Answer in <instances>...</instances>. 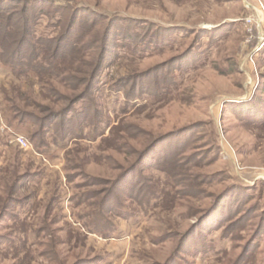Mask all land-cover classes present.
I'll return each instance as SVG.
<instances>
[{
    "label": "rangeland",
    "instance_id": "374dc122",
    "mask_svg": "<svg viewBox=\"0 0 264 264\" xmlns=\"http://www.w3.org/2000/svg\"><path fill=\"white\" fill-rule=\"evenodd\" d=\"M56 1L0 0V264H264L258 3Z\"/></svg>",
    "mask_w": 264,
    "mask_h": 264
},
{
    "label": "trees",
    "instance_id": "16d2710c",
    "mask_svg": "<svg viewBox=\"0 0 264 264\" xmlns=\"http://www.w3.org/2000/svg\"><path fill=\"white\" fill-rule=\"evenodd\" d=\"M5 1L8 2L10 0H5ZM18 1H20L22 3H24V2L25 3H28V5H27V11H29L30 14H29V17H25L24 20H22V23L26 27V29L29 31V34L30 35H33L34 30H35V27L37 26L39 20L42 17H45V14H47L46 13L47 11H45V9H44L45 7L43 5H41L42 3L45 4V5L54 4L55 5V8L58 9L55 12V14L53 13V15H50V16H53L51 19L57 20V24H58L59 21L62 20L63 16L65 15L64 14V11L65 10L63 11V7L62 6L59 7V5H56L57 4L56 3L57 2L56 0H18ZM55 23H56V21H55ZM0 51H1V49H0ZM0 63L2 65H7V61H4V59L2 61L1 60V57H0Z\"/></svg>",
    "mask_w": 264,
    "mask_h": 264
},
{
    "label": "built area",
    "instance_id": "2783aa9c",
    "mask_svg": "<svg viewBox=\"0 0 264 264\" xmlns=\"http://www.w3.org/2000/svg\"><path fill=\"white\" fill-rule=\"evenodd\" d=\"M244 3L247 5V7H249L250 5L248 4L249 2H257L261 11H264V6L262 4V2L260 0H243ZM250 22V21H248ZM11 140L13 143H15L16 145H18L19 147L23 148V149H27L29 148V143L26 140L25 137L21 136V135H17V134H13V137H11Z\"/></svg>",
    "mask_w": 264,
    "mask_h": 264
}]
</instances>
